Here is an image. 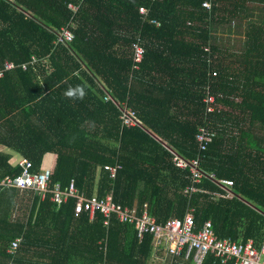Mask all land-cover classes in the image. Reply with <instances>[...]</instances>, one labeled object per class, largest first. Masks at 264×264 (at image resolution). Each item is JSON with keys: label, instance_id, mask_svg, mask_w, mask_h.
Wrapping results in <instances>:
<instances>
[{"label": "trees", "instance_id": "obj_1", "mask_svg": "<svg viewBox=\"0 0 264 264\" xmlns=\"http://www.w3.org/2000/svg\"><path fill=\"white\" fill-rule=\"evenodd\" d=\"M68 1L0 0V69L6 60L16 64L0 76V179L20 174L21 158L39 171L52 153L50 188L73 179L87 196L113 192L116 204L147 211L158 223L192 209L197 228L211 220L219 238L258 245L264 236V0L246 10L248 23L233 25L227 20L237 0H212L210 8L203 5L208 0H85L75 38L57 43L56 32L71 20ZM218 2L228 3L227 11ZM140 7L148 10L145 21ZM229 34L242 36L239 50ZM133 44L144 50L138 69ZM40 67L49 73L38 74ZM212 69L218 76H209ZM78 88L83 99L66 95ZM208 90L226 108L209 114L216 137L199 152L195 133ZM122 104L141 124L121 125ZM173 152L185 159L199 152L200 167L215 177L204 176L195 183L200 190L184 194L188 171L173 165ZM107 164L120 165L114 178ZM220 178L234 181L233 198L210 194L225 190ZM18 198L30 202L28 215L10 219ZM74 204L70 198L55 208L51 193L41 199L1 189L0 264L28 254L45 264H151L152 236L139 241L132 225L116 219L107 228L99 212L75 217ZM17 238L15 253L5 252ZM202 264L223 263L208 254Z\"/></svg>", "mask_w": 264, "mask_h": 264}, {"label": "built area", "instance_id": "obj_2", "mask_svg": "<svg viewBox=\"0 0 264 264\" xmlns=\"http://www.w3.org/2000/svg\"><path fill=\"white\" fill-rule=\"evenodd\" d=\"M85 0H69L66 3V7L71 11V20L66 26L61 27L57 32V43L68 44L75 38L74 29L76 26L75 19L82 8ZM207 8L212 5V0H208L203 3ZM139 12L143 16V20H146L148 13L147 8L140 7ZM156 26H159V22L152 20ZM139 39V37H138ZM144 55V50L138 44H133V62L134 68L138 69ZM34 62L37 58L34 57ZM45 62V61H44ZM24 68L27 64H22ZM16 64L6 60L3 64V68L0 69V76L4 70L15 68ZM209 76L212 78L218 76V72L212 69L209 72ZM105 100H112L111 96L106 93ZM206 110L204 119L198 125L195 133V140L197 142L198 151L206 149L208 143H210L215 137L216 132L208 125V116L216 110L220 111L222 105L217 102L214 93L209 90L205 97ZM119 119L122 126H134L141 124L138 116L131 106L122 104L120 109ZM199 152L196 157L185 159L177 153H172L173 165L181 170H187L189 175L190 184L183 189L184 194H188L192 191L200 190L195 186V183L200 182L204 176L214 178L213 172L205 173L200 167ZM23 166V171L20 175L15 177L6 175L0 179V190L3 188L15 187L21 190H32L37 195L45 198L47 193H51V202L56 208L67 202L72 198L75 200L74 204V216L78 217L84 212H87L89 219L94 218L96 212L101 213L103 217V226L109 227L112 219H116L117 222L122 224L132 225L136 236L141 241L145 235H150L153 238V246L155 251L158 250L157 260L161 264H184L190 261L192 264H202L203 260L208 254H211L216 261L223 264H264V236L258 245H255L253 239L243 241L237 240L232 237L219 238L214 230L211 220L203 222L200 228L196 227L195 221H193L192 209H187L181 219L171 217L163 223H158L156 219L149 215L147 211H143L137 214L135 209H129L116 204L114 201L113 192L108 193L105 198L99 199L96 194L87 196L84 191L79 190L75 185L73 179L69 184L62 188L59 183L50 188V174L51 166H42L39 171L33 172L31 170L33 162L27 158L20 161ZM105 170L110 172L112 178L115 177L116 171L120 168L119 164L103 166ZM218 183L225 187L224 191L211 192L214 198H233L232 187L234 181L228 178L218 179ZM209 192L207 190H202ZM22 239L17 238L11 240L7 247L9 253H15ZM100 243L107 245V240L103 239ZM107 248L105 249V251ZM105 264V263H102Z\"/></svg>", "mask_w": 264, "mask_h": 264}, {"label": "crops", "instance_id": "obj_3", "mask_svg": "<svg viewBox=\"0 0 264 264\" xmlns=\"http://www.w3.org/2000/svg\"><path fill=\"white\" fill-rule=\"evenodd\" d=\"M237 2H238L237 5L239 7H238V9H236V11H234L228 15V20H230V19L231 20L230 21L227 20V23L231 22V21H233V22L236 21V23H240V22L248 23L251 19V15L246 14V10H248V9L250 10L252 8L260 7L263 4L262 0H237ZM226 4H228V3H226ZM226 4H224L222 2H220V3L218 2L217 6H220V8L225 7L224 9H226V6H225ZM226 11H227V9H226ZM229 36H231V35L229 34ZM228 39H229V37H228ZM230 41L231 40L229 39V42ZM232 42H230V43H232ZM54 159H55V157L52 153H47L44 157L43 164L51 166L54 163ZM29 204H30L29 202L22 201L21 198H18L15 206L10 207V210L8 211V213L10 215L9 218L10 219L17 218L19 216V214L23 215L24 212L27 213V215H28ZM5 252H7L8 254H11L7 251V248H6ZM155 252L156 251L154 248V251L151 253V258L149 261L151 264H161L157 260ZM16 255H15V257H16ZM7 262H8V264H31V263H35V262H37L38 264H45L46 262H48V260L46 258H43L40 256L31 257L28 254V255L21 256L20 261L18 263L17 262L13 263L12 260H9Z\"/></svg>", "mask_w": 264, "mask_h": 264}, {"label": "rangeland", "instance_id": "obj_4", "mask_svg": "<svg viewBox=\"0 0 264 264\" xmlns=\"http://www.w3.org/2000/svg\"><path fill=\"white\" fill-rule=\"evenodd\" d=\"M233 24H234V22L232 23V25H233ZM232 30H234V29H232ZM229 39L231 40L230 42L233 41V42L231 43V45H232L235 49L239 50L240 45H241V41H242V36L232 34L231 36H229ZM46 66L48 67L47 63H46ZM47 67H45V68H41V67H40V68H36V70H37L38 74H41L40 72L43 71L44 69L46 70L47 73H49L50 68H47ZM41 75H42V74H41ZM41 75H39V76H41ZM220 104L222 105V108H223V109L226 108V106H225L223 103H220ZM11 160H13V159H11ZM42 166H48V165H44V164L42 163ZM18 217L24 219V218L27 217V213L24 212L23 215L19 214ZM18 217H17V218H18ZM13 219H16V218H13Z\"/></svg>", "mask_w": 264, "mask_h": 264}, {"label": "clouds", "instance_id": "obj_5", "mask_svg": "<svg viewBox=\"0 0 264 264\" xmlns=\"http://www.w3.org/2000/svg\"><path fill=\"white\" fill-rule=\"evenodd\" d=\"M43 63H45V62H43ZM77 93H78V95H77ZM66 95L67 96H69V97H72V98H79V99H83V97L85 96V92H84V90L82 89V88H78V89H76L75 91H69V92H67L66 93ZM22 159H24V158H21L20 159V161L22 160ZM30 160V159H29ZM41 168H42V166H41ZM22 173V172H21ZM20 173V174H21ZM19 174V175H20ZM17 176V175H16ZM12 188H15V187H12ZM16 189H19V188H16ZM19 190H21V189H19ZM22 191V193H24L25 191H31V192H33L32 190H21ZM34 193V192H33ZM35 195H37L36 193H35ZM40 198H41V196H40ZM45 198H46V196H45ZM44 198V199H45ZM42 199V198H41ZM27 202H29L28 200H27ZM30 203V202H29ZM52 203V202H51ZM53 204V203H52ZM54 205V204H53ZM55 206V205H54ZM56 208V207H55ZM157 256V255H156Z\"/></svg>", "mask_w": 264, "mask_h": 264}]
</instances>
